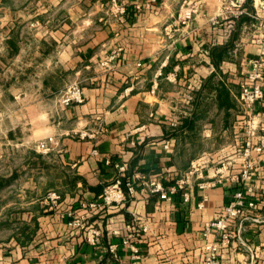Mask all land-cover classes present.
I'll use <instances>...</instances> for the list:
<instances>
[{
    "label": "crops",
    "instance_id": "crops-1",
    "mask_svg": "<svg viewBox=\"0 0 264 264\" xmlns=\"http://www.w3.org/2000/svg\"><path fill=\"white\" fill-rule=\"evenodd\" d=\"M237 1L117 0L126 8L121 14L113 0H0V96L13 93V80L17 115L8 129L34 149L13 183L0 188L15 195L1 206L0 264H103L110 242L118 243V264H131L120 240L128 225L136 229L144 220L150 230L134 238L139 264H204L203 246L214 237L203 236V222L237 187L231 175L242 164L248 119L264 126V96L251 108L240 99L248 60L259 53L255 15L264 0H239L243 12L234 15ZM185 7L196 9L188 21ZM113 50L118 56L102 64ZM25 66L33 70L28 105ZM73 81L83 102L58 103ZM48 136L59 145L37 150ZM253 155L255 207L232 225L237 236L221 250V264H264V255L252 260L242 245L264 246V154ZM116 162L126 163L129 178L138 172L165 187L193 164L203 178L191 176L170 199L138 190L102 211L83 207L117 176ZM212 178L220 181L198 186ZM51 190L60 194L58 207L45 198ZM68 208L101 230L97 244L66 225L59 213ZM12 210L14 217L5 215Z\"/></svg>",
    "mask_w": 264,
    "mask_h": 264
},
{
    "label": "built area",
    "instance_id": "built-area-1",
    "mask_svg": "<svg viewBox=\"0 0 264 264\" xmlns=\"http://www.w3.org/2000/svg\"><path fill=\"white\" fill-rule=\"evenodd\" d=\"M113 5L116 10L123 14L126 12L124 5H119L117 0H113ZM149 6V3L146 4ZM239 9L234 12V15H239L243 12L241 7V1H237L236 4ZM195 8L185 7L182 11V20L188 21L193 17ZM260 14H256L255 17L258 20L256 23V35L254 38L255 43L259 46V53L248 60L249 68L245 73L243 80L240 83V99L242 103L251 108L257 101L263 98V80H264V1L259 4ZM118 56V50H113L107 59L102 64L110 66L109 63ZM82 87L79 82L73 81L69 83L61 91L57 97V102L60 104H71L83 102ZM247 136L243 143L241 150L242 164L237 174L231 175V180L237 184L231 199L211 218L205 220L202 225L203 236L207 239L209 236H213L212 240H207L203 246L205 252L204 264H221V250L228 247L233 238L237 236V230L232 229V225L236 222V219L244 214L245 210L255 207V200L252 197L253 190L248 184L252 178L255 168V159L253 153L264 154V126L257 122L253 118H249L246 124ZM81 137L86 135L80 133ZM59 145V141L54 136H48L46 139L36 143L35 148L41 152H47L53 146ZM95 152V150H94ZM194 165V166H193ZM191 169L187 171V174L179 179L175 184L165 187L163 183L156 179L145 178L140 173H136L132 178L127 176V165L124 162L114 163L117 176L105 186L103 192L96 200L85 201L82 203L83 207L89 209L104 210L112 205H119L133 196L138 190L147 191L149 193H157L162 199H170L171 194L176 193L185 187L186 181L191 176H195L199 179L203 178V174L198 170V164H193ZM227 168L226 163H221V166L217 169L222 173ZM196 174V175H195ZM139 180V185L137 181ZM220 181L219 178L201 180L198 186L201 189L213 187ZM183 199L187 201L189 199V192L184 191L182 193ZM45 198L54 207H58L60 194L55 190L49 191ZM207 195H203L202 200L198 206L202 207L203 202L206 200ZM60 217L66 220V225L70 227H76L84 229L85 240L91 244H97L101 239V230L94 226L85 223L82 216H79L75 209L68 208L62 210L59 213ZM127 233L121 237L120 244L127 245L131 251V264H139L141 259V250L136 240L137 235L147 233L150 228L149 224L144 222L136 229L132 228V225L127 226ZM244 250L253 259L259 258L264 255V246L262 245H250L242 242ZM110 253V258L103 264H118L117 251L118 243L110 242L107 245Z\"/></svg>",
    "mask_w": 264,
    "mask_h": 264
},
{
    "label": "rangeland",
    "instance_id": "rangeland-1",
    "mask_svg": "<svg viewBox=\"0 0 264 264\" xmlns=\"http://www.w3.org/2000/svg\"><path fill=\"white\" fill-rule=\"evenodd\" d=\"M25 23L24 25V30L27 35V31H29L28 27ZM11 66L10 68H12ZM23 82L25 86V90L28 91L30 94L25 97V104H31L32 103V97L31 94L33 92V87H32V80H33V70L29 66H25L24 69V77H23ZM9 86L12 87L10 88L13 93L7 91V94L5 96H0V182L1 180L4 181L5 179H10L9 183H13V179H15L14 173L16 169H21L22 166L26 164L28 159H31L32 157V152H33V147L26 144H19L20 140H17V136L21 133H17L15 129L9 130V126H12V124H15L16 120V115L17 113L15 112V104H16V98L14 97V91H15V82L12 80L8 81ZM61 91L57 94V97ZM26 105V106H27ZM7 108V110H3L5 112L2 113L1 109L2 108ZM29 127V125H27ZM11 131V132H9ZM25 133L29 132V129L24 130ZM29 156V158L27 157ZM6 187V186H5ZM5 189V188H4ZM1 195H4L3 197ZM14 193L12 192V196L10 194H7L6 191L4 190L3 192H0V211H1V206L3 204V199L9 198L13 199L14 198ZM16 211L12 210L10 213L5 214V215H12L14 217ZM1 215V213H0ZM15 221H13L14 223Z\"/></svg>",
    "mask_w": 264,
    "mask_h": 264
},
{
    "label": "trees",
    "instance_id": "trees-1",
    "mask_svg": "<svg viewBox=\"0 0 264 264\" xmlns=\"http://www.w3.org/2000/svg\"><path fill=\"white\" fill-rule=\"evenodd\" d=\"M13 177H14V176H13ZM9 181H10V179H9V180H8V179H5L4 181L1 180V182H0V188H2V187H4V186L8 185V184H9Z\"/></svg>",
    "mask_w": 264,
    "mask_h": 264
}]
</instances>
